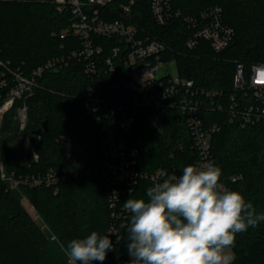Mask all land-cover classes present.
<instances>
[{"label": "trees", "instance_id": "16d2710c", "mask_svg": "<svg viewBox=\"0 0 264 264\" xmlns=\"http://www.w3.org/2000/svg\"><path fill=\"white\" fill-rule=\"evenodd\" d=\"M130 1L112 0L101 9L102 16L109 20L123 17L120 6ZM170 6L180 15L161 25L153 16L149 0H135L131 21L140 35L164 42L167 50L161 58L174 60L179 75L193 79L196 86L230 95L238 63L246 66L264 63V0H170ZM213 6L222 8L225 23L235 31L233 40L219 52L204 40L192 49L187 48L189 30L185 18L198 16ZM72 20L71 9L59 10L50 0H0L2 58L12 69L30 75L50 58L67 56L82 45L72 34L61 37ZM93 37L102 47L94 76L85 71L84 61L70 59L68 65L46 71L38 78L34 93L25 99L28 120L24 130L17 126L16 120L23 99H16L5 114L0 158L7 174L25 176L50 169L61 174L63 168L68 174L59 179L56 187L46 183H20L13 187L0 177V264H68L67 257L57 251L52 235L60 247L61 244L66 247L72 239L84 238L92 231L104 235L114 220L109 203L111 187L106 175L98 169L105 160L103 145L108 122L97 121L90 86L100 93L104 110L114 108L115 115L110 114L109 121L121 118L124 112L134 116L132 126L120 130L119 136L128 148L137 150L139 169L180 175L183 167L198 156L184 111L180 107L157 110L132 102L130 93L140 89L131 83L129 68L117 59L114 71L106 64L118 40ZM0 94L1 103L5 93L0 90ZM221 99L218 96L215 101ZM46 118L49 130L44 132L42 142L37 137L30 146L38 158L31 150L17 153L6 147L21 135L29 137ZM204 118L219 126L212 138L211 152L214 164L222 170V184L241 192L258 213H264V117L246 124L231 121L225 107L221 111L205 110ZM61 135L72 141L71 158L66 154ZM152 185L141 180L135 186L123 187V203L128 198L146 196V189ZM24 200L35 209L47 230L33 218ZM129 223L130 215L125 225H118L121 239L113 241V249L102 264L128 260ZM232 250L235 254L232 264H264V222L238 233Z\"/></svg>", "mask_w": 264, "mask_h": 264}, {"label": "built area", "instance_id": "2783aa9c", "mask_svg": "<svg viewBox=\"0 0 264 264\" xmlns=\"http://www.w3.org/2000/svg\"><path fill=\"white\" fill-rule=\"evenodd\" d=\"M50 1L54 2L59 10L71 9L73 20L70 26L62 31L61 37L72 34L80 39L82 45L67 56L50 58L36 67L30 75L24 74L19 69H12L10 63L2 58L0 49V90L5 93L0 103V140L5 114L13 108L16 99L24 100L17 109L16 120L17 126L25 129L28 120V105L25 99L34 93L38 86V78L43 73L68 65L70 59H77L84 61L87 73L91 76L95 75L102 47L98 45L93 35L115 37L118 40V44L113 47L112 55L106 59V64L111 70L116 69L115 59L129 68L130 74L133 69H139L138 75L131 74V83L136 84L140 89L139 92L130 93L132 102L157 110L180 107L184 111L186 122L191 128L193 146L198 151V156L192 164L202 167L209 162L214 163L211 152L212 138L219 130V126L216 122L208 123L204 118L205 110L221 111L227 107L230 120H239L243 124L254 123L264 117V63H253L249 66L238 63L233 78V92L224 96L221 91L196 86L193 79L179 75L177 66L175 73L168 69L171 61L161 58L167 50V45L148 35H140L137 26L131 21L130 12L135 0L122 4L120 7L123 17L113 20L106 19L101 12V9L112 0ZM149 1L158 24H166L174 15H180L179 12L172 11L170 0ZM185 21L189 30L185 45L190 49L204 40L214 51L219 52L230 44L235 35L233 27L225 23L220 6L209 7L198 16L186 17ZM88 91L97 121L108 122L107 139L103 145L105 160L98 169L106 175L111 187L109 203L114 219L104 234H110L112 241L115 242L121 239L118 225H125L130 215L123 208L122 188L135 186L141 180L155 184L163 178L160 176L161 170L150 172L139 169L137 150L128 148L119 136L120 130H127L132 126L134 116L124 112L121 118L109 121L110 114L115 113L114 108L106 107L104 110L100 93L93 86H90ZM242 94L243 97H240ZM218 96L222 99L216 102ZM60 140L67 156L73 157L70 138L61 135ZM32 152L34 157L38 158L33 148ZM3 170H5L4 162L0 158V177L13 187H17L20 183L34 185L46 183L56 187L59 179L65 178L68 174L66 168L61 170V174L55 169H50L45 173L25 176L7 174ZM129 260L128 256V260L122 258L119 263L128 264Z\"/></svg>", "mask_w": 264, "mask_h": 264}, {"label": "clouds", "instance_id": "9594fccd", "mask_svg": "<svg viewBox=\"0 0 264 264\" xmlns=\"http://www.w3.org/2000/svg\"><path fill=\"white\" fill-rule=\"evenodd\" d=\"M160 176L146 196L124 201L130 214L128 264H232L236 235L264 222V213L241 192L224 187L214 163L189 164L180 175L162 171ZM61 247L68 264H102L113 241L110 234L92 231Z\"/></svg>", "mask_w": 264, "mask_h": 264}, {"label": "rangeland", "instance_id": "374dc122", "mask_svg": "<svg viewBox=\"0 0 264 264\" xmlns=\"http://www.w3.org/2000/svg\"><path fill=\"white\" fill-rule=\"evenodd\" d=\"M168 69L170 71H173L174 73L176 72V64L174 61H171L169 64H168ZM139 73V69L138 68H135L131 71V74L132 75H138ZM24 130V129H21V131ZM31 143H30V140H29V137H26L24 135H21L19 136L14 142L8 144V146H6L7 148H9L10 150L12 151H15V152H22V153H27L29 152L30 150L32 151L31 149ZM4 173H6V170H3ZM25 201V205L26 207L29 209L30 213L32 214L33 218L37 221V223L44 229H48L47 225L42 221V219L40 218V216L36 213L35 209L29 204V202L27 200H24ZM52 239L54 240L55 242V247H57V251L58 252H61L63 255H65L64 253V250L62 247H60V245L58 244V242H56V238L54 235H52ZM231 252L234 253V251L231 249ZM235 255V254H234ZM66 256V255H65Z\"/></svg>", "mask_w": 264, "mask_h": 264}, {"label": "water", "instance_id": "95a60500", "mask_svg": "<svg viewBox=\"0 0 264 264\" xmlns=\"http://www.w3.org/2000/svg\"><path fill=\"white\" fill-rule=\"evenodd\" d=\"M49 130V119L46 118L43 121V124L40 128L33 131V133L29 136V140L31 145H34L37 141V137L39 138V142H42L43 140V134L44 132H47Z\"/></svg>", "mask_w": 264, "mask_h": 264}]
</instances>
